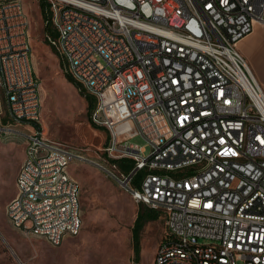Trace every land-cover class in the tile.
I'll list each match as a JSON object with an SVG mask.
<instances>
[{"label": "built area", "instance_id": "1", "mask_svg": "<svg viewBox=\"0 0 264 264\" xmlns=\"http://www.w3.org/2000/svg\"><path fill=\"white\" fill-rule=\"evenodd\" d=\"M40 1L57 33H46L49 43L96 98L92 121L108 133L102 171L119 186L130 183L134 201L164 214L152 264H264V85L238 46L264 25V0ZM29 25L23 0H0L1 95L12 87L2 95L7 120L0 132L24 136L31 152L6 214L24 233L56 245L45 227L60 222V236L76 235L83 221L73 199L80 184L59 167L91 158H46L54 139L42 129ZM12 99L22 109L9 112ZM187 193H199L197 207H189Z\"/></svg>", "mask_w": 264, "mask_h": 264}, {"label": "rangeland", "instance_id": "2", "mask_svg": "<svg viewBox=\"0 0 264 264\" xmlns=\"http://www.w3.org/2000/svg\"><path fill=\"white\" fill-rule=\"evenodd\" d=\"M23 2L30 21L32 62L41 79L40 119L44 134L73 147L92 161L75 160L68 166L80 184L83 221L76 235H67L54 245L45 237L24 233L6 214V207L17 191L16 179L26 143L20 134L0 132V264H134L132 227L140 203L95 164L103 155L101 148L108 141V133L93 123L87 100L66 76L70 73L64 57L49 43L42 1ZM2 95L0 122L3 124L7 119L6 100ZM133 141L140 145L146 143L142 136L134 137ZM150 150L147 145L146 153ZM159 211L160 216L143 229L139 264H152L165 234L164 214Z\"/></svg>", "mask_w": 264, "mask_h": 264}, {"label": "bare ground", "instance_id": "3", "mask_svg": "<svg viewBox=\"0 0 264 264\" xmlns=\"http://www.w3.org/2000/svg\"><path fill=\"white\" fill-rule=\"evenodd\" d=\"M40 1V0H39ZM169 21H181V14L168 13ZM29 53H32V45H29ZM42 89V88H41ZM2 91L4 95L12 94V87H3ZM39 106L42 108V97L39 98ZM16 109H22V101L20 99H12V105H9V112H16ZM42 109H40L41 116ZM78 151L73 147L66 145L57 140H51L48 142V149H46V158L50 163H57L58 160L77 159ZM75 160L66 161L59 167V175L72 176L68 166ZM90 161H92L90 159ZM24 162H31V152L26 151V157ZM102 169L100 160L95 162ZM42 181H49V173H42ZM120 186L126 192L131 195L130 183L127 181H120ZM80 192H73V199H77V205L79 202ZM134 199V196H132ZM187 201H189V207H197V201H199V193H187ZM46 203H54V195H46ZM57 209H64V201H57ZM31 221H40V214H31ZM80 226V225H79ZM77 227V230L79 228ZM45 236H57L56 243H59L65 236H60V222H53L51 227H45Z\"/></svg>", "mask_w": 264, "mask_h": 264}, {"label": "trees", "instance_id": "4", "mask_svg": "<svg viewBox=\"0 0 264 264\" xmlns=\"http://www.w3.org/2000/svg\"><path fill=\"white\" fill-rule=\"evenodd\" d=\"M42 7L43 11L45 8V3L42 1ZM45 15V12H44ZM46 24V17L44 19ZM50 32V34L54 35V31L50 25H46V33ZM69 81L73 82L75 86L79 89V92L82 96L85 97V99L88 102V110L90 112L93 111L95 104H96V98L90 93H87L85 89L77 82L70 74H66ZM160 216V211L156 208L150 207L149 205L140 203L138 213L136 216V219L134 221L133 227H132V242H133V249H134V264H139L140 258H141V250H142V232L145 227V225L151 221L155 220Z\"/></svg>", "mask_w": 264, "mask_h": 264}, {"label": "crops", "instance_id": "5", "mask_svg": "<svg viewBox=\"0 0 264 264\" xmlns=\"http://www.w3.org/2000/svg\"><path fill=\"white\" fill-rule=\"evenodd\" d=\"M238 46L249 60L257 79L264 85V25L256 24L253 32L241 39Z\"/></svg>", "mask_w": 264, "mask_h": 264}]
</instances>
